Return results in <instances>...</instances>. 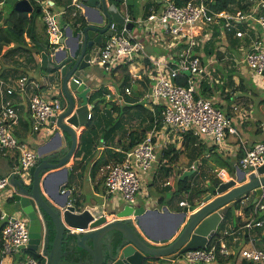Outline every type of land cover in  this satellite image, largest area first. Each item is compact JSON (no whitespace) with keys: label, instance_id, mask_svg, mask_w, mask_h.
<instances>
[{"label":"built area","instance_id":"2783aa9c","mask_svg":"<svg viewBox=\"0 0 264 264\" xmlns=\"http://www.w3.org/2000/svg\"><path fill=\"white\" fill-rule=\"evenodd\" d=\"M118 1L125 9L124 22L122 24L116 21L110 23L111 32L101 44L97 45L95 53L90 58V63L96 62L106 71H112L137 61L145 62L141 69L149 78L151 89L143 98L154 109L156 105L162 106L160 122H162L163 129L181 136L190 132L201 140H210L211 144L220 151L227 147L228 135H235L244 151L239 159V166L248 169V173L256 170V167L264 162V142L247 145L236 125L238 124L237 117L228 116L221 107L216 106L215 96L198 95L208 69L207 65L202 62V52L198 51L196 46L200 43L204 45L212 36L213 32L210 35V31L204 28L205 24H223L226 29L233 30L235 36L249 37L247 52L240 60L245 61L253 77H263L264 0H256V5L248 10L234 8L219 11L213 10L204 0H184L181 4H177L175 0H169L160 10H153L138 17L130 14L129 0ZM72 5L73 16L77 15L78 11L84 10L82 0H73ZM55 7L56 0H40V8L48 32L49 49L52 53L59 49L61 45L59 39L63 34L58 14H64L68 10L66 8L56 10ZM239 23H245L246 28L239 27ZM252 30L257 34L250 35ZM149 45L158 50L150 51ZM215 60L214 57L211 62ZM130 73L133 80L139 77L133 71ZM178 77H185L186 84L177 83L175 79ZM14 81L15 83L0 78V94L4 92L12 94L16 90L24 92L27 89L31 90L29 112L33 130L53 132L56 123L51 117L57 115L66 106L59 99L61 97L66 100L61 81L59 84H54L50 97L39 92L46 82L45 79L35 80L27 75H20ZM208 82L213 84L222 82V79L210 77ZM226 90L232 95L230 103L232 112H242L244 108L239 104L241 98L239 90L229 88ZM124 92L131 93L130 86L126 85ZM119 98H123V95ZM248 106H246L248 110H244V117L251 112ZM90 117L92 113L89 111L88 119ZM18 121L19 116L15 105L10 100L2 103L0 106V149L3 153L14 151L15 160L9 173L0 175V195L7 196L6 198L12 197L15 192L11 177L20 178L24 184L31 183L30 168L39 157L34 146L17 138L15 126ZM154 134V131H151L131 149L125 150L123 159L106 165L104 184L108 193L118 195L128 204L138 203L137 197L142 174L149 171L157 160L158 145ZM167 142L163 141L161 146H167ZM64 189L61 188L62 191ZM70 189L73 191L72 188ZM188 194L187 192L186 196ZM247 197L248 193L238 198L237 202L243 204ZM70 198L71 203L76 197L72 195ZM259 198H264V186ZM187 204L185 199L180 201V205ZM244 226L249 231L253 227L264 229V201L254 202L251 215ZM231 233V226L218 230L205 246L179 250L173 255V259L189 264H209L218 261L219 257L234 253L231 241L228 239ZM237 238V235L233 237L234 240ZM28 241L29 218L20 210L9 212L0 209L2 260L6 257L10 258L14 253L22 252V247L27 246ZM239 254L255 264H264V248L251 244L241 248ZM40 255L47 257L44 252H40ZM40 258L28 256L16 260L14 264H37Z\"/></svg>","mask_w":264,"mask_h":264},{"label":"water","instance_id":"95a60500","mask_svg":"<svg viewBox=\"0 0 264 264\" xmlns=\"http://www.w3.org/2000/svg\"><path fill=\"white\" fill-rule=\"evenodd\" d=\"M82 2L85 24L78 22L76 28L62 25L59 49L52 53L45 47L40 54L42 67L59 73L66 97L62 104L66 106L51 117L56 128L36 148L39 157L30 168L31 183L11 177L14 207L29 218V241L21 250L44 252L47 257L37 264H142L147 256H173L179 250L205 246L227 210L234 212L238 198L254 190L258 200L264 186V162L249 173L236 165L235 177L208 186L203 205L197 208L195 203L187 204L177 212L125 203L116 211L118 218L108 220L102 203L80 209L77 198L69 202L71 189L61 190L69 179L70 166L66 163L77 150L74 127L87 123L90 111L85 68L91 64L92 50L110 34V23L124 22L113 0ZM15 9L30 12L33 5L30 0H17ZM62 132L70 135V141ZM170 212L174 213L171 217L167 216ZM161 216H167L166 224ZM50 221L54 230L51 245Z\"/></svg>","mask_w":264,"mask_h":264},{"label":"crops","instance_id":"0c3cea01","mask_svg":"<svg viewBox=\"0 0 264 264\" xmlns=\"http://www.w3.org/2000/svg\"><path fill=\"white\" fill-rule=\"evenodd\" d=\"M72 1L73 0H56L55 8L56 10L68 9L66 13L62 14L64 15V19L61 25L70 24L75 28L77 20L81 19V16L73 18L76 15L73 16L71 13L73 8ZM113 1L116 2L115 0ZM168 1L169 0H129L128 10L133 17H138L150 13L153 10H160ZM1 4L2 2H0V8H2ZM116 4L120 12L124 15V7L120 3L116 2ZM239 5H245L244 10H248L250 7L256 5V0H240ZM234 8L243 9L238 6ZM80 13L83 14L85 18V5L83 11H78L77 16ZM4 22L5 17H0V27L4 25ZM27 40H30L28 36ZM13 45L14 42L8 43L5 36L0 34V78H4L13 83L14 79L20 75H27L35 80L45 79L46 82L39 92L50 97L54 87H50L47 81L49 83H55L59 79V73L57 72L56 76H53L48 68L44 69L42 67L40 62L41 52H34L33 59H30L28 52L24 50L6 52V50ZM148 49L150 51L158 50L150 45ZM143 65H145V62L137 61L131 65H126L125 71L122 70V67L120 70L117 68L112 71H106L101 66L95 67L89 71L85 69V74L88 76L87 84L90 87L87 93L89 110L93 116L88 119L87 123L74 127L77 138V150L66 163L70 166L68 182L71 181V184L69 185L67 182L63 184L61 188L73 189V197H76L82 204L80 209L86 204L96 205L102 203L108 220L118 218L116 211L126 202L118 195L107 192L104 184L106 166H101L94 170L92 169V165L101 154L108 153V150L125 151L123 147L128 144L131 138L129 134L131 131L142 138L151 131L155 133L154 135L158 145L157 160L149 171L142 174L137 204H144L152 208L159 207L162 211L165 210V207L172 212L182 210L185 205H180V201L183 199L187 201L188 205L192 203L197 204V208L203 205L202 197L208 191V186L217 185L221 180L229 179L231 176L235 177L236 165L239 166L240 154L244 152L243 146L240 145V141L232 134H229L227 137V147L225 150L220 151L216 146L211 144L210 140H201L198 137H191L190 135H186L188 133L181 136L163 129L162 122H157L158 117L156 116V108L154 109V107L143 98L151 89L150 80L145 71L141 69ZM131 71H133L136 76H139L134 80V82L137 81L138 83L136 88H132L131 85L133 80L131 78ZM241 71L251 73L246 67L242 68ZM256 78L260 80L261 83L255 81L257 83V85L255 84L256 87L253 90L250 89L251 98H246L250 101L249 103L254 109L253 117L238 128L247 145L260 141L264 142V105L258 104L259 100L264 97V76ZM232 79L237 83L240 79L239 72L233 75ZM60 81L61 79L59 82ZM126 85L130 86L131 93L124 92V87ZM101 86L103 87V91L100 93L102 94L100 98L103 99L100 102L102 112L99 114L96 121L98 120L99 124L102 122V129L110 132V137L102 135L101 141H98L95 137V141L97 142L94 144V140L88 132V127L89 130H91L90 121L94 118L92 109L94 102H91L89 99L92 93L101 91ZM27 90L25 92L16 90L12 94L7 92L0 94V106L8 100L15 105L19 116V121L15 128L16 135L21 141L27 142L37 148L38 145L44 144L51 137L53 132H36L33 130L32 119L29 112V94L31 90ZM120 95H123V98H119ZM215 97L223 103L224 109L227 110L228 115H232L230 111L231 106L225 99V94L216 93ZM78 100L80 101V99L77 98V101ZM112 102L114 104H112ZM140 104H143L144 108H142ZM112 105H115V107L113 108ZM148 110L151 111L152 117H149ZM100 117H103L102 121ZM119 117H123V119H118ZM109 123L110 126H108ZM95 127L96 125H93L94 130H91V133L96 134ZM62 133L65 135V139L70 141V135L65 132ZM165 140L168 141L166 144L167 146L162 147L161 144ZM94 145L96 147L95 149H93ZM211 145L213 148L210 147ZM162 148L166 150L173 148L174 151L171 152L169 156H163L164 153L162 152ZM13 154L14 151L12 150L3 153L0 149V175H5L11 170L15 163ZM230 168H233V174ZM172 173H175L177 178L188 176L190 187L187 196V190L183 189L178 191L179 185L177 182L168 177V175ZM85 178L87 179V183L85 182ZM205 186L207 187L205 191L199 195L193 196L197 189H202ZM6 197L0 195V209L9 212L18 210L14 207L15 201L11 200V197ZM255 197L256 193L254 190L249 191L248 197L245 199L246 202L243 204L240 203L239 208L236 207L235 203L234 212L229 208L218 225V230L231 226L232 233L228 239L231 241L234 253L237 252L236 261L233 262L232 255L234 253H232L226 257H219L218 261L209 264H247V259L239 254L240 249L248 247L251 244L258 247H260V245L264 246V229L253 227L251 231H249L244 226V223L251 215V212L249 214L245 213V207L251 202H255ZM257 199V201H264V198L260 199L258 197ZM173 215L174 213H171L167 216L171 217ZM167 216H161L164 224H166ZM156 226L159 225L156 224L155 227ZM246 233L249 236L248 241L242 246H239L241 238ZM235 235L238 236L236 240L233 239ZM250 239H252V241ZM163 257L149 259V262L152 264H189L179 262L173 259V256ZM161 259L167 260L161 262ZM1 263L14 264L15 261L13 258L9 257L2 260L0 253V264Z\"/></svg>","mask_w":264,"mask_h":264},{"label":"trees","instance_id":"16d2710c","mask_svg":"<svg viewBox=\"0 0 264 264\" xmlns=\"http://www.w3.org/2000/svg\"><path fill=\"white\" fill-rule=\"evenodd\" d=\"M17 0H0L2 2V8L1 11H4L5 15V22L4 25L0 27V34H3L6 38V41L9 42H14V45L10 47L6 52H12L15 50H24L28 52L29 58L33 59L34 58V52L35 53H40L45 47L49 49V40L46 32V25L43 20V12L40 8V0H30L32 5H33V10L30 12L26 11H19L15 9V2ZM117 3H119L118 0H115ZM184 0H175L177 4H181ZM208 5L215 11L219 10H224V9H234L235 6L242 7L243 9L245 8V5H239L240 0H204ZM39 9V10H37ZM79 19L82 24H85V18L80 17ZM213 34V33H212ZM234 34V33H233ZM27 36L29 37L30 40H27ZM237 37V36H236ZM223 44L228 45V42L226 39L222 41ZM222 46V45H221ZM206 52L202 51V56L205 55ZM217 53H214L213 56H217ZM221 56V58H223ZM242 58V57H241ZM240 58V59H241ZM203 62V60H202ZM204 63V62H203ZM124 68V71L126 70V65L122 66ZM245 68L244 66H242ZM46 69V68H44ZM238 74L237 73H227L226 76L228 80H223L222 77V82H217L210 84L209 82L207 84H204V81H202V85L199 88V94H203L209 97L215 96L216 93L219 94H225V99L228 101L230 104L231 102V94L230 91L226 90L227 88L232 89V90H239L240 96L245 97V98H251V92L250 89H254L257 85L255 80H253V76L249 72L241 71L239 70V81L238 84L234 82L232 79V76ZM177 83L179 84H186V79L185 77H178L175 79ZM256 84V85H255ZM108 90V89H105ZM114 104V103H113ZM260 105H264V97L261 98L258 102ZM215 105L218 107H221L226 114L227 110H225L223 103L219 101V99H216ZM142 108H144L143 104H140ZM248 106V104L246 105ZM114 108L115 105H112ZM156 116L158 117V123L161 121V111H162V106L161 105H156ZM251 109V107H249ZM149 117H152L151 111L148 110ZM93 116V114H92ZM235 124V123H234ZM238 128H240L241 125L236 124ZM130 140L127 145H124V150L131 149L137 142L142 140V137H138L135 132L131 131L130 133ZM135 134V135H134ZM191 137H196L192 133L188 132V134ZM210 147L213 148L211 145ZM163 149V148H162ZM173 148H169L168 150L163 149V156H169L171 152H173ZM243 152V151H242ZM124 151H111L108 150V153L101 154L100 157H98L95 162L92 165V169L96 170L100 168L101 166H106L111 162L121 160L124 157ZM243 155V153L240 154V157ZM171 159V157H170ZM231 173L233 174L234 170L233 168H230ZM168 177L171 178V180L176 181L177 184L179 185V190H189L190 184H189V178L188 176H184L181 178H177L175 173L169 174ZM68 184H71V181L68 182ZM207 187L205 186L202 189H197L193 196L201 194L203 191H205ZM189 193V192H188ZM11 200H14L12 197L10 198ZM254 202H251L245 207V213L249 214L251 212V209L253 207ZM240 204L239 202H236V207L239 208ZM50 245L52 243L53 237H54V230H53V223L50 221ZM67 238V237H65ZM71 238V235L68 237ZM249 239L248 234H244V236L240 240V245L242 246L245 244ZM210 244V243H209ZM66 248V243H64V249ZM26 252H29L31 256H34L36 258H42L40 253H37L32 250H25ZM239 251V250H238ZM240 253V251H239ZM236 256L237 252L232 255V260L233 262L236 261ZM40 258V259H41ZM155 258H161L158 256H147L142 264H152L149 262V259H155ZM164 258V257H163ZM167 260V259H165ZM247 264H253L250 261H247Z\"/></svg>","mask_w":264,"mask_h":264},{"label":"rangeland","instance_id":"374dc122","mask_svg":"<svg viewBox=\"0 0 264 264\" xmlns=\"http://www.w3.org/2000/svg\"><path fill=\"white\" fill-rule=\"evenodd\" d=\"M193 1H195V0H193ZM3 12L1 11V8H0V17L1 18L5 17ZM63 16L64 15H62V14H58V20L60 21V24L62 23V21L64 19ZM79 16L83 17L84 15L80 13L78 16L76 15L73 18H78ZM79 21L80 20H77V23ZM76 26L77 25H75V28H76ZM239 27L246 28V25H245V23H239ZM204 28L207 31H210V35H211V32H213L211 38L204 45H202V43H200L199 45L196 46V49L198 51H200V52L205 51L206 52V54L202 56V60H203L204 64L207 65L206 67L208 69L207 76L204 78V84L208 83V79L210 77H212V78L218 77L220 79H222V77H223V80H228V78L226 76L227 73H237V72H239V70H242V68H243L242 66L246 67L245 61L240 60V58L244 57L246 52H247V48H248V44H249V37L248 36H237L236 37L233 34V32H234L233 30H228L223 26V24H218V23L205 24ZM257 29H259L258 26H257ZM256 34H257L256 31H254V30L250 31V35H252V36H254ZM202 37H203V35H202ZM224 39L227 40L228 45H225L222 43V41ZM96 48H97V46L92 50V54L95 53ZM214 53H217L218 55L213 56ZM223 55H224V58L222 59L221 56H223ZM214 57L216 60L211 62V59H213ZM98 66L99 65L96 62H94L93 64L88 65L85 69H87L89 71V70H91L95 67H98ZM248 67H249V69H251L250 66H248ZM48 69L51 71V68L48 67ZM120 69L121 68H119V70ZM122 70L124 71L123 67H122ZM102 72H103V70H102ZM56 73L57 72L52 73L53 76H56ZM254 77H253V80L256 79V81L258 83H261L260 80H258L256 77L255 78ZM196 79H197V77H196ZM59 80H60V76H59V79L55 83H53V82L49 83L47 81V84L50 87H53L54 84H56V83L59 84ZM14 83H15V81H14ZM131 85H132V88H136L138 86V83H137V81L134 82V80H132ZM101 88L102 89L100 92L92 93V95L89 99L91 102L92 101L94 102V105L92 108L93 112H94V118L91 119V121H90V128H91V130H94L93 125H96V127H95L96 134L91 133V130H89V127H88V132L90 133L91 137L93 138L94 144H96V142H97V141H95V137L97 138L98 141L102 140V137H101L102 135H106V137L107 136L110 137V132L102 129L103 128L102 122H100V124H99L98 120L96 121L99 114L102 112V106L100 105V102L103 99L100 98L102 95L100 93H102L103 87L101 86ZM98 89H100V88H98ZM104 89H106V88H104ZM59 99H60V101L62 100L61 97ZM254 99L256 100L255 96H254ZM249 102L250 101L248 99H246L245 97H241L239 100V104L244 108V110H248V108L245 106L247 104L250 105L248 107H251V112L249 114H247V116H245V117H244V110L240 113H234V112H232V110H230L232 117H237L238 125L245 124L247 121H249L253 117L254 109ZM112 104H113V102H112ZM109 117H111V116H109ZM118 119L122 120L123 117H119ZM100 120L102 121L103 117H100ZM110 123L108 124V126H110ZM15 128H16V126H15ZM17 138H18V136H17ZM95 148L96 147L94 145L93 149H95ZM80 152H81V150H80ZM85 182L87 183V179L85 180ZM260 247L263 248L264 246L260 245ZM28 256H31V254L29 252L22 251L20 253H14L10 258H13L14 261H16L18 259L26 258ZM163 261H165V260L161 259V262H163ZM251 263H253V262H251Z\"/></svg>","mask_w":264,"mask_h":264},{"label":"clouds","instance_id":"9594fccd","mask_svg":"<svg viewBox=\"0 0 264 264\" xmlns=\"http://www.w3.org/2000/svg\"><path fill=\"white\" fill-rule=\"evenodd\" d=\"M120 3V2H119ZM63 28V27H62ZM106 37V36H105ZM103 41V40H102ZM13 198V197H12Z\"/></svg>","mask_w":264,"mask_h":264},{"label":"flooded vegetation","instance_id":"af4514ba","mask_svg":"<svg viewBox=\"0 0 264 264\" xmlns=\"http://www.w3.org/2000/svg\"><path fill=\"white\" fill-rule=\"evenodd\" d=\"M105 38V37H104ZM104 38H103V40H104ZM50 224V223H49Z\"/></svg>","mask_w":264,"mask_h":264}]
</instances>
